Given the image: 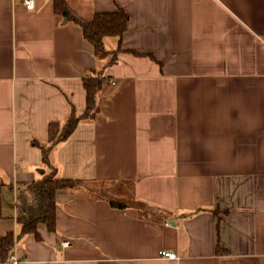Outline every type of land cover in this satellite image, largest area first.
<instances>
[{
    "label": "crops",
    "instance_id": "obj_1",
    "mask_svg": "<svg viewBox=\"0 0 264 264\" xmlns=\"http://www.w3.org/2000/svg\"><path fill=\"white\" fill-rule=\"evenodd\" d=\"M35 1L0 0V250L19 233L15 189L43 176L50 125L82 116L85 79L98 77L100 111L50 163L102 196L60 193L56 231L41 225L13 256L264 264V0H68L85 19L128 14L122 38L105 39L113 64L55 0Z\"/></svg>",
    "mask_w": 264,
    "mask_h": 264
},
{
    "label": "trees",
    "instance_id": "obj_2",
    "mask_svg": "<svg viewBox=\"0 0 264 264\" xmlns=\"http://www.w3.org/2000/svg\"><path fill=\"white\" fill-rule=\"evenodd\" d=\"M55 11L56 15L68 19L83 29L84 37L93 45L98 59H106L112 55L109 64L116 62L117 51H108L105 47V39L108 37L122 38L128 30L129 16L123 9L114 13L95 14L91 18L85 19L70 6L68 0H55ZM101 84L102 79L98 77L85 79L84 85L87 90L85 113L82 116L72 115L64 125L55 123L50 125V146L43 149L44 169H42V178L29 183H20L14 191L19 233H10L2 239L0 264H12L10 261L16 246L26 237L34 236L39 239L41 225H45L50 232L56 231L57 196L60 193L83 190L91 195L102 196L100 187L97 189L90 187L92 182L59 178L57 169L50 163L52 150L60 143L67 141L81 121L95 119L100 111L97 97ZM112 206L117 208L113 202ZM223 252V250H218L217 254Z\"/></svg>",
    "mask_w": 264,
    "mask_h": 264
},
{
    "label": "built area",
    "instance_id": "obj_3",
    "mask_svg": "<svg viewBox=\"0 0 264 264\" xmlns=\"http://www.w3.org/2000/svg\"><path fill=\"white\" fill-rule=\"evenodd\" d=\"M22 6L26 7L28 10H35L36 9V1L35 0H22ZM61 246L63 249H66L70 246V242L69 241H63L61 243ZM161 257L163 258H167V259H171V260H175L177 259V255L174 252H170V251H163L161 252ZM12 264H24L25 262L22 260H19L17 257H12V260L10 261Z\"/></svg>",
    "mask_w": 264,
    "mask_h": 264
},
{
    "label": "rangeland",
    "instance_id": "obj_4",
    "mask_svg": "<svg viewBox=\"0 0 264 264\" xmlns=\"http://www.w3.org/2000/svg\"><path fill=\"white\" fill-rule=\"evenodd\" d=\"M95 186H96V184L90 185V187H92V188H95V189L99 188V186H97V187H95ZM103 193L107 195V191L106 190Z\"/></svg>",
    "mask_w": 264,
    "mask_h": 264
},
{
    "label": "water",
    "instance_id": "obj_5",
    "mask_svg": "<svg viewBox=\"0 0 264 264\" xmlns=\"http://www.w3.org/2000/svg\"><path fill=\"white\" fill-rule=\"evenodd\" d=\"M41 172H43V171L41 170Z\"/></svg>",
    "mask_w": 264,
    "mask_h": 264
}]
</instances>
